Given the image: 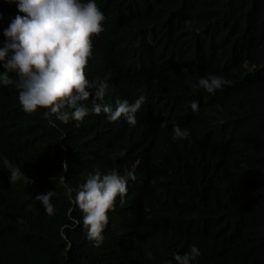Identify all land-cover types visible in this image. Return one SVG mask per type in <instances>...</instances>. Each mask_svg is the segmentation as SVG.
Masks as SVG:
<instances>
[{"label": "trees", "instance_id": "obj_1", "mask_svg": "<svg viewBox=\"0 0 264 264\" xmlns=\"http://www.w3.org/2000/svg\"><path fill=\"white\" fill-rule=\"evenodd\" d=\"M96 3L86 78L108 81L107 103L147 99L135 125L93 113L51 127L0 86V157L25 174L10 183L0 161V264H165L192 244L193 264H264V0ZM17 12L0 0V41ZM207 73L231 84L193 90ZM173 121L191 142L171 139ZM94 169L127 179L98 247L61 183ZM48 190L51 215L33 199Z\"/></svg>", "mask_w": 264, "mask_h": 264}, {"label": "clouds", "instance_id": "obj_2", "mask_svg": "<svg viewBox=\"0 0 264 264\" xmlns=\"http://www.w3.org/2000/svg\"><path fill=\"white\" fill-rule=\"evenodd\" d=\"M15 4L17 14L3 29L0 41V86L11 85L17 90V99L25 113L42 110L41 115L51 127L56 122H80L89 114H105L108 121L121 117L130 125L136 124L135 114L147 97L140 94L130 103L117 99L115 104L107 103L105 97L109 83L104 79L89 80L85 66L91 56L92 37L102 31L104 13L96 0H6ZM23 13V15H21ZM2 19V16H0ZM187 23V22H186ZM231 81L207 73L190 86L215 94L217 89L230 85ZM197 101L190 102L195 112ZM166 121L160 126L165 127ZM171 139L191 142L188 128H181L174 121L171 124ZM3 168L8 172L10 183L22 175L21 169L7 157H0ZM63 169L67 162L61 161ZM31 184L33 181L27 177ZM65 195L73 206L82 212L85 238L93 246H100L104 240V229L108 223V211L114 209L117 199L125 202L127 179L116 169L102 173L98 169L89 172L85 182L78 187L61 180ZM55 191L48 190L33 197L39 201L46 214H53L50 202ZM145 254L151 258L152 252ZM200 255L195 244L183 253H172L165 264H193Z\"/></svg>", "mask_w": 264, "mask_h": 264}]
</instances>
